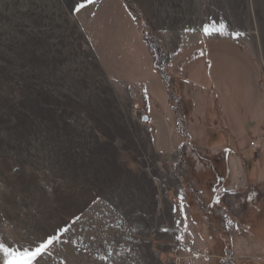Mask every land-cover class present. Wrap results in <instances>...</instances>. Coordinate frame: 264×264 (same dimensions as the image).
Instances as JSON below:
<instances>
[{"label": "rangeland", "instance_id": "rangeland-1", "mask_svg": "<svg viewBox=\"0 0 264 264\" xmlns=\"http://www.w3.org/2000/svg\"><path fill=\"white\" fill-rule=\"evenodd\" d=\"M72 3L0 0V243L264 264V0Z\"/></svg>", "mask_w": 264, "mask_h": 264}, {"label": "snow or ice", "instance_id": "snow-or-ice-1", "mask_svg": "<svg viewBox=\"0 0 264 264\" xmlns=\"http://www.w3.org/2000/svg\"><path fill=\"white\" fill-rule=\"evenodd\" d=\"M94 4L95 0H73L70 11L73 14L88 12L90 10L89 6ZM91 14L95 15V13ZM203 30L205 35H212L213 32H218L222 35L224 34L225 26L222 24L219 28L212 29L205 27ZM236 35L238 36L239 33H236ZM249 199H251V197H249ZM217 203H219L218 198ZM57 231H59L61 235H57ZM68 231L69 229L67 227L61 228L58 226L51 233L37 236L28 243V247L21 246V248H14L5 243H0V252L3 253L4 264H39V260L42 256L46 254L55 243H59L62 239V235ZM163 231L166 232L168 229L165 228Z\"/></svg>", "mask_w": 264, "mask_h": 264}, {"label": "crops", "instance_id": "crops-1", "mask_svg": "<svg viewBox=\"0 0 264 264\" xmlns=\"http://www.w3.org/2000/svg\"><path fill=\"white\" fill-rule=\"evenodd\" d=\"M214 48H215V47L212 46V47H210V49L208 48L209 51H208V49H207L206 51H208V54L214 53ZM204 51H205V49H204ZM204 56H205V57H203V60H207V58H208V60H209V56H207L206 54H204ZM210 58H211V57H210ZM209 61L211 62V59H210Z\"/></svg>", "mask_w": 264, "mask_h": 264}, {"label": "built area", "instance_id": "built-area-1", "mask_svg": "<svg viewBox=\"0 0 264 264\" xmlns=\"http://www.w3.org/2000/svg\"><path fill=\"white\" fill-rule=\"evenodd\" d=\"M251 145H252V146H253V148H255V149H256V148H257V146H258V145H256V142H255V141H252V142H251Z\"/></svg>", "mask_w": 264, "mask_h": 264}, {"label": "trees", "instance_id": "trees-1", "mask_svg": "<svg viewBox=\"0 0 264 264\" xmlns=\"http://www.w3.org/2000/svg\"><path fill=\"white\" fill-rule=\"evenodd\" d=\"M230 180H232V179H230Z\"/></svg>", "mask_w": 264, "mask_h": 264}]
</instances>
